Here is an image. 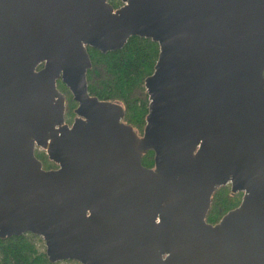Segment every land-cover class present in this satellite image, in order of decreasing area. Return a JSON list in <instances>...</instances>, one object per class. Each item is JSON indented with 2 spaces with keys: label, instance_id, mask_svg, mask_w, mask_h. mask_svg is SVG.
Here are the masks:
<instances>
[{
  "label": "water",
  "instance_id": "95a60500",
  "mask_svg": "<svg viewBox=\"0 0 264 264\" xmlns=\"http://www.w3.org/2000/svg\"><path fill=\"white\" fill-rule=\"evenodd\" d=\"M121 1L0 0V239L42 237L51 263L264 264V0ZM133 36L159 45L142 136L87 81L88 47ZM229 184L240 205L207 223Z\"/></svg>",
  "mask_w": 264,
  "mask_h": 264
},
{
  "label": "trees",
  "instance_id": "16d2710c",
  "mask_svg": "<svg viewBox=\"0 0 264 264\" xmlns=\"http://www.w3.org/2000/svg\"><path fill=\"white\" fill-rule=\"evenodd\" d=\"M115 8L123 3L121 0H108ZM92 68L88 70V91L100 100L117 102L123 105L126 116L124 122L131 125L139 135H143L148 115L149 95L145 80L155 69L159 55L158 43L151 39L131 37L123 49L106 54L88 47ZM42 66H40L41 68ZM58 89L66 97V123L72 124L78 103L70 89L60 80ZM36 157L45 170L57 169L58 165L49 160L45 151L36 149ZM155 153L149 151L142 158L146 167L154 166ZM243 193L233 194L231 186L219 188L213 195L211 209L206 221L217 224L229 211L237 208ZM42 244L39 246L38 244ZM80 264L76 261L51 263L46 254L43 239L33 234H24L5 240L0 239V264Z\"/></svg>",
  "mask_w": 264,
  "mask_h": 264
},
{
  "label": "rangeland",
  "instance_id": "374dc122",
  "mask_svg": "<svg viewBox=\"0 0 264 264\" xmlns=\"http://www.w3.org/2000/svg\"><path fill=\"white\" fill-rule=\"evenodd\" d=\"M146 126V125H145ZM144 133V132H143ZM139 136H142V135H139ZM38 149V148H37ZM39 150H41V149H39ZM44 151V150H43ZM230 185V184H229ZM242 201V200H241ZM42 238V237H41ZM43 239V238H42ZM44 241V240H43ZM45 243V242H44ZM39 246H42V244L40 243V244H38ZM46 247V246H45ZM63 262V261H62ZM65 264H75V263H65Z\"/></svg>",
  "mask_w": 264,
  "mask_h": 264
},
{
  "label": "flooded vegetation",
  "instance_id": "af4514ba",
  "mask_svg": "<svg viewBox=\"0 0 264 264\" xmlns=\"http://www.w3.org/2000/svg\"><path fill=\"white\" fill-rule=\"evenodd\" d=\"M122 5H123V4H122ZM122 5H121V6H122ZM121 6H120V7H121ZM120 7H119V8H120ZM117 9H118V8H117ZM77 107H78V106H77ZM65 113H66V112H65ZM75 118H76V116H75ZM75 118H74V120H75ZM74 120H73V122H74ZM73 122H72V124H73ZM67 124H68V123H67ZM72 124H69V125L71 126Z\"/></svg>",
  "mask_w": 264,
  "mask_h": 264
}]
</instances>
